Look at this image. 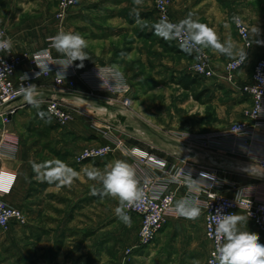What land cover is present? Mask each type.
<instances>
[{
  "label": "rangeland",
  "instance_id": "374dc122",
  "mask_svg": "<svg viewBox=\"0 0 264 264\" xmlns=\"http://www.w3.org/2000/svg\"><path fill=\"white\" fill-rule=\"evenodd\" d=\"M168 1L171 5L175 0ZM187 1L188 3L199 2V0ZM201 1L209 8L208 10L213 4L216 5L214 6L216 9H227L229 11L227 14L231 18L235 14H242L246 16L251 25L256 24L255 27L263 30L264 0ZM0 4V29L6 32L7 38L9 40L11 38L13 44L19 45L26 37L32 39L44 36L45 43L47 42L48 47L52 49L50 37L58 32L79 33L87 41L84 51L90 59L84 61L82 68L75 67L77 71L81 72L93 67H109L123 73L127 85L126 92L122 91L117 94L93 92L81 83H76L73 88L60 87L65 92L75 90V94L79 96L68 100V103L61 101L63 106L69 111L70 109L76 110L79 118L90 116L92 123L103 129L104 134H102L107 139V143L111 142L110 139H117L124 144V148L116 149L113 153L127 154L126 147H133V143L142 137L156 142L171 138L179 140L180 143H186L181 137L221 131L218 129L247 120L245 113L250 107L248 99L244 96L237 98L236 104L242 106L236 107L233 111L221 110L220 105L231 104V101L224 92L216 97L213 94V91L219 88L212 86V83L217 75L223 74L224 63L217 68L211 63L216 76L211 79H201L202 82L191 88L189 92L177 86L176 81L183 74H191L193 58L178 56L174 53L167 54L162 47L158 50L156 46L154 55L153 53L151 55L153 59L151 63L154 65H149V67L138 65V57L131 52L132 43L136 42L137 38L145 40L150 38L149 40L153 42L162 37V41L168 42L167 49H170L172 44L170 38H165L169 35L168 31L158 22L153 11L152 0H141L140 3H136V0H77L76 6L70 9L62 24L56 23L53 18L54 11L57 10L56 0H0ZM145 40L142 42H146ZM258 42L250 51V57H256L263 51V37H260ZM21 53L23 52L17 54ZM198 94L201 95L196 101L195 95ZM125 98L131 100L129 108L123 107ZM244 103L246 105H243ZM42 105L38 104V107L30 112L27 108L19 110L15 117L17 129L23 133L29 145L38 151L36 158H40L42 162L38 161L41 164H38L39 170L43 169L47 173L56 170L62 161L56 160L50 152L42 155L39 150L41 145H44L52 152L60 137L59 134H50L46 129L48 119ZM188 147L193 150L191 146ZM197 148L202 151H211L201 147ZM107 157L100 160L107 159ZM62 163L78 173L77 178L72 182L73 193L77 197L84 194L82 175L86 171L83 164H77L75 160V164L72 160ZM220 176L228 182L233 180L240 186L253 184L252 180L243 176L239 168L234 171L222 170ZM95 182L92 180V184ZM227 184L235 185L234 183ZM97 185L96 183V188ZM50 191V188H45L42 192L43 200L41 201L46 202V205L50 207L46 212L56 215L58 211L52 210L51 207H57V202L61 200L62 202L58 204L61 209L58 212L59 216L65 219L70 216L75 219L69 229L73 233L66 231L65 240L61 241L62 253H108V264H116L120 253H126L128 249L137 245V216L127 215L130 218L127 223L120 219L116 212L117 199L106 195H93L92 192L89 200L86 199V204L81 200L82 202L77 204L80 207L76 205L75 209L69 208V210L65 202L70 203L72 197H66L64 194L62 196V193H60L61 196H56ZM97 192L99 193V190ZM63 208L64 212L67 210L65 213L62 211ZM83 223H86V231H90V239H87L85 248L80 247L83 240L81 232ZM72 237H74L73 240H70ZM191 238L195 246L189 250L184 231L181 229L176 231L174 237L161 235L158 239L155 238L151 245L134 248L130 253H160L157 254L159 261L155 259L154 264H162L161 261L166 264H171L169 262L172 264H201L208 255L206 242L194 235ZM168 253L171 254L170 259L167 256ZM127 262L128 260L125 264Z\"/></svg>",
  "mask_w": 264,
  "mask_h": 264
},
{
  "label": "crops",
  "instance_id": "0c3cea01",
  "mask_svg": "<svg viewBox=\"0 0 264 264\" xmlns=\"http://www.w3.org/2000/svg\"><path fill=\"white\" fill-rule=\"evenodd\" d=\"M57 1L58 0H56V5ZM214 6L216 5L213 4L212 8L208 10L209 8L205 6L201 0H199V2L194 1L191 3H188L187 0H175L170 5V13L174 19L182 21L191 16L192 19L213 29L222 44L231 42L234 45L233 55L231 57L212 48H204L209 56L210 63H212L215 68L220 64H226L228 61L238 57V54L242 52L241 43L233 26V19L236 16H241L247 23L253 47L259 41L260 37H263L264 46V4L263 30L255 27L256 24L251 25L246 16L242 14H235V16L231 18V16L227 14L229 12L227 9L220 10L219 8L216 9ZM43 37H34L35 39L26 37L25 40H21L19 45L13 44L9 37L11 41V53H32L47 49L48 43H45ZM149 39L150 38L147 40L144 38H137V41L132 43L131 52L138 57V65L148 67L149 65H154V63H151L153 60L151 59V55L152 53L154 55L156 46H158V50H161L162 47V50L167 51V54H172L170 49H167L168 45L166 41H162V37L153 40V42ZM143 40L146 42H142ZM51 53L53 57H59V53H57L54 48L51 49ZM262 53L264 55V47L263 51L257 54L256 57L249 58L250 61H248V63L236 73L233 82L230 84L222 79V75H217L212 86L219 89L213 91L214 96L216 97L217 95H220L221 92H224L231 101V104L225 103L222 106L220 105L221 110L228 109L233 111L236 107L241 105L236 104V99L242 98L243 96L240 93V88L250 82L253 66L256 61L262 57ZM27 70V65L20 66L17 69L15 76L12 78V81H14L13 83H15L18 77ZM78 97L79 96L75 94V90L65 92L60 86L58 87L53 83L52 77H49L40 79L36 82L35 89L33 90L32 103L25 101L24 95H22V97H20L15 103V106L18 107V111L27 108L30 112L32 109L38 107V104L41 103L44 105L45 101L49 99L54 98L63 103H68V100ZM243 105H246V103ZM70 110L71 111H68L71 115V119L63 127H58L52 119H49L48 116L45 115L48 119L46 120V129L50 134H59L60 137H58V142H56L55 148L52 152L49 151L50 148H45L44 145H41V149L39 150H41L40 152L42 155L50 152L51 155H54L56 160L59 159L62 162L72 160L74 163L75 156L82 149L101 146V144L103 145L107 143V139L103 137V129L92 123V118L90 116L85 115L86 118H79L80 116L76 110ZM229 126L218 130L226 129ZM175 140L170 138V140L162 139V141L159 140L156 142L155 140L142 137L133 143V147H138L143 150L146 149L158 159L166 161L172 169L183 168L187 172L196 176H205L208 178L216 177L226 183H234L237 188H254L260 193V196L262 195L264 198V174H260L257 170L255 160L245 157L230 159L217 151H202L197 147H192V150L188 147L190 145L187 143H180L179 140H176L175 142ZM151 147L153 148L151 149ZM35 150L37 149L32 145L30 146L23 133L17 129L15 116L12 118L8 126H0V200L19 208L25 215L24 225L12 223L11 226H9V229L5 231L0 230V264H108V253H62L63 248L61 246V241L65 240L64 237L66 231L71 232L69 229L75 222V219L70 216L67 217V219L59 216L58 212L61 209H59L58 204L61 200L57 202V207H51L52 210L58 211L56 215L46 212L50 207L49 205H46V202L41 201L43 200V190H45V188H50V192L56 196L62 193V196L64 194L66 197H72L70 203L65 202V206H67L68 209H75L79 202L84 201L83 203L86 204V199L89 200L94 188L100 190L102 187L97 182L92 184V180L88 178L87 172L95 169L102 171L106 165L117 159L124 160L130 165H133L137 170V179L144 176H151L158 181H163L167 179L168 176L163 170L157 167L150 165H137L128 154L115 152L108 156L107 159L87 160L82 163L86 171V173H83L82 175L84 194L77 197L76 194L73 193L74 191L72 188L74 186H72V184L70 187L59 186L58 183H49L47 180L37 178L38 176L43 177L46 174V171L43 169L39 170L38 164L42 162L40 158H36L38 151ZM224 159L232 161L233 166L229 167L223 162ZM236 168H239V170L242 171L245 178H248L250 181L252 180L253 184L240 186L237 182L233 180L228 182L220 176L222 170L234 171ZM96 183L98 184L97 188ZM64 188L66 189L64 190ZM168 190L175 193V203L172 209L165 214V218L168 220L161 231H159L160 233H158L156 239L161 235L174 237L176 231L182 229L185 238L187 239L188 250L195 246V242L191 238L192 235H194L198 239L206 242V253L208 254L210 251V244L204 237V217L202 209L200 208L201 214L196 219H188L181 216L177 212L176 204L187 198L190 191L186 187H178L175 184H170ZM224 193L229 197H233L235 195V190H232L230 186H227L224 188ZM89 202L90 201H88V203ZM77 206L80 207V205ZM83 207L86 208L85 205ZM62 211L65 213L67 210L64 212L63 208ZM239 216L244 217L241 213ZM136 218L137 238L140 218ZM251 223L252 222L245 218L237 225V228L241 231L258 234L260 237V243L264 244V235L258 233ZM82 225L83 229L81 232L83 234V240L81 241L82 246L80 247L85 248L87 239H90V231H86V223H83ZM71 233H73V231ZM73 238L74 237L70 238V240H73ZM157 254L159 255L160 253H131L126 264H154L155 259H158L159 261ZM170 255V253L167 254L169 259ZM123 256L124 253H120V255L117 256L116 264H123ZM160 260L163 259L160 258ZM161 263L166 264L164 261H161ZM169 263L172 264V262Z\"/></svg>",
  "mask_w": 264,
  "mask_h": 264
},
{
  "label": "built area",
  "instance_id": "2783aa9c",
  "mask_svg": "<svg viewBox=\"0 0 264 264\" xmlns=\"http://www.w3.org/2000/svg\"><path fill=\"white\" fill-rule=\"evenodd\" d=\"M153 11L158 22L165 27L173 44L182 50L181 44L184 42L183 33L179 27L182 20L174 19L170 13V3L168 0H152ZM77 0H58L57 10L53 18L56 23L62 24L70 9L74 8ZM234 30L242 46V52L238 57L228 61L223 70L222 79L226 83H232L236 73L242 69L250 58V51L253 48L252 38L249 27L241 16L233 19ZM0 39L7 38L6 32L0 29ZM191 52H185L192 59L191 74L202 79H211L216 76L210 59L206 51H202L191 41L188 42ZM53 57L51 47L35 52H23L14 54L8 50H0V126H8L12 118L17 114L18 107L15 103L22 95L23 90L29 85H35L37 81L43 78L52 77L56 86H66L73 88L76 83H81L90 88V90L108 92L117 94L126 92V87L119 90H108L101 87L102 81L98 76V69L101 75L110 70L109 67H93L89 70L77 71L75 67H70L63 80H58L55 73L60 71L57 66L50 65L51 72L47 74H38L40 69L36 62L40 59ZM27 65L28 70L20 75L15 83L12 78L17 69ZM98 68V69H97ZM125 80V79H124ZM126 82V80H125ZM110 85L114 81L109 80ZM127 86V85H126ZM240 93L250 101L249 110L245 116L247 120L235 122L228 128L221 131L207 132L203 134L191 135L190 137H181L182 140L191 147H201L211 151L222 153L230 159L239 157L250 158L256 161L257 170L264 174V55L256 61L253 66L252 76L249 83L240 88ZM129 99L125 98L123 107H130ZM46 115L51 118L58 127L65 126L71 119L68 109L61 104L58 99H49L44 103ZM106 134V133H105ZM107 136V134H106ZM111 135H109L110 137ZM111 142L101 144V146L82 149L75 157L77 164H82L87 160H95L112 155L114 150L124 148V144L117 139H110ZM260 146V147H259ZM126 153L134 160L137 165H150L163 170L168 176L163 181H158L151 176H144L138 179L139 187L144 191L145 198L142 203L136 207L125 209L126 215H136L140 219V225L137 234V245L124 253L123 264L128 260L131 251L134 248H142L153 243L159 231L165 226L168 219L165 214L172 209L175 203V193L168 190L170 184L178 187H186L190 191L188 199L195 200L196 206L202 209L204 217V237L210 244V251L201 264H218L217 249L218 240L215 233L216 220L223 215L241 213L247 220L252 222L253 228L264 235V198L254 188L243 189L235 185H229L218 178H208L196 176L187 172L183 168L172 169L168 163L158 159L146 150L138 147H126ZM180 173L177 175V173ZM190 175L191 179L200 183L199 190H190L185 176ZM230 186L235 190V195L229 197L225 195L224 188ZM12 223L24 225L25 215L19 209L3 200H0V230H7Z\"/></svg>",
  "mask_w": 264,
  "mask_h": 264
},
{
  "label": "clouds",
  "instance_id": "9594fccd",
  "mask_svg": "<svg viewBox=\"0 0 264 264\" xmlns=\"http://www.w3.org/2000/svg\"><path fill=\"white\" fill-rule=\"evenodd\" d=\"M140 2L141 0H136V3ZM173 27H179L183 33L184 42L181 44V48L186 52L192 51L188 44L191 41L201 51L204 48H212L227 56L233 55L234 45L231 42L222 44L213 29L192 19L191 16ZM165 38H173V36L168 35ZM50 41L52 47L59 53V57L38 60L35 63L40 69L38 74L51 72L50 65H54L60 69L55 75L58 80H63L70 67L82 68L84 61L90 59L84 51L87 41L79 33L60 31L50 37ZM10 49L11 41L0 39V50L10 51ZM77 61H79L78 64ZM98 76L102 81L101 87L108 90H119L126 87L123 73L118 69L110 70L104 75H101V70L98 69ZM110 79L114 81V85L109 84ZM34 89L35 85L33 84L23 90L24 99L28 103L33 102L32 90ZM179 174L178 172L177 175ZM87 175L89 179L102 186L99 193L94 188L93 195L100 194L117 199V215L127 223L130 218L126 215L125 209L138 206L145 198L144 191L139 187L136 168L124 160L117 159L106 165L102 171L99 169L89 170ZM77 176L78 173L75 170L60 162L56 170L49 171L43 177L38 176L37 178L47 180L49 183H58L59 186L70 187ZM185 181L190 190H199L200 183L191 179L190 175L185 176ZM176 209L181 216L188 219H196L201 214L200 208L196 206L193 199L185 198L177 202ZM244 219L238 215L227 214L216 220L215 233L219 244L217 249L218 264H264V244L260 243L258 234L241 231L237 228V225Z\"/></svg>",
  "mask_w": 264,
  "mask_h": 264
},
{
  "label": "trees",
  "instance_id": "16d2710c",
  "mask_svg": "<svg viewBox=\"0 0 264 264\" xmlns=\"http://www.w3.org/2000/svg\"><path fill=\"white\" fill-rule=\"evenodd\" d=\"M165 28V27H164ZM166 43L168 44V42L166 41ZM171 47H170V51L176 55H182L185 57H190L188 54H186L185 52H183L181 49H179L178 47H176L173 42L171 41ZM191 58V57H190ZM202 78L195 76V75H191V74H183V76L177 80V86H181L184 90L186 91H190L191 88L198 86L202 80ZM201 94L195 95V100L198 101L199 97ZM49 118V117H48ZM51 119V118H49Z\"/></svg>",
  "mask_w": 264,
  "mask_h": 264
},
{
  "label": "water",
  "instance_id": "95a60500",
  "mask_svg": "<svg viewBox=\"0 0 264 264\" xmlns=\"http://www.w3.org/2000/svg\"><path fill=\"white\" fill-rule=\"evenodd\" d=\"M223 162H225L229 167L233 166V162H231V161H228V160L224 159Z\"/></svg>",
  "mask_w": 264,
  "mask_h": 264
}]
</instances>
